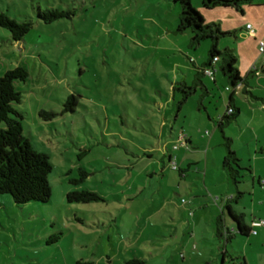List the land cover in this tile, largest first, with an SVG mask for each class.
Here are the masks:
<instances>
[{"label":"rangeland","instance_id":"374dc122","mask_svg":"<svg viewBox=\"0 0 264 264\" xmlns=\"http://www.w3.org/2000/svg\"><path fill=\"white\" fill-rule=\"evenodd\" d=\"M191 1L205 22L224 30L218 9ZM38 7L73 14L45 22L37 17ZM0 10L17 21H32L21 41L0 26V75L20 63L26 66L27 79L14 82L22 91L14 106L24 111L23 134L52 164L46 202L18 205L10 194L0 193V264H221L219 245L225 246L224 264H239L243 257L246 264H264V235L236 229L229 241L218 236L210 241L214 206L222 208L218 221L225 218L228 228H236L228 207L247 223L264 216V193L252 192L244 146L250 126L259 130L261 141L264 131L259 122L248 123L251 109L244 106L225 123V139L217 121L209 120L192 134L194 146L181 147L179 133L193 132L189 124L199 116L208 122L206 110L213 120L225 113L229 82L220 69L216 84L199 73L211 41L193 45L190 29L176 31L178 2L0 0ZM225 40V35L218 38L219 50ZM202 78L211 93L198 85ZM188 88L196 92L179 104ZM70 94L76 99L73 111L64 110ZM41 109L55 114L43 117ZM205 129L221 141H197ZM228 149L244 159L237 181L221 164ZM207 150L213 157L205 166ZM191 160L201 161L198 171ZM188 163L181 177L180 167ZM78 168L89 172L78 186L98 192L102 200L67 201L74 188L69 178L80 176ZM254 185L260 186L256 180ZM201 215L205 222L198 221ZM186 241L194 247L183 246Z\"/></svg>","mask_w":264,"mask_h":264},{"label":"trees","instance_id":"16d2710c","mask_svg":"<svg viewBox=\"0 0 264 264\" xmlns=\"http://www.w3.org/2000/svg\"><path fill=\"white\" fill-rule=\"evenodd\" d=\"M179 3V23L176 31L182 32L190 29L192 33V44L197 45L202 39H209V63L217 57L220 63L219 69L226 76L231 86L237 85L241 80L238 70L235 67V57L228 48L219 50L216 42L220 36L226 35L227 31L222 30L215 22H205L198 10H196L191 0H175ZM248 0H201L203 7L210 9L217 6H238ZM73 11L69 9L50 8L37 9V17L45 22H50L61 17H70ZM0 26L6 28L13 41H21L32 26L31 20L17 21L9 17L0 10ZM208 64L207 62L205 65ZM209 65V64H208ZM205 69V68H204ZM28 70L23 63L13 68L7 69L0 75V193H8L13 201L18 204L28 202H46L50 196V185L48 173L52 169L49 156L44 152L33 149L27 136L23 134L22 119L24 111L14 106L21 102L22 91L14 85L15 80H26ZM174 91L175 87L172 86ZM184 94L179 104L184 103L187 96L193 92V88L183 90ZM76 103L75 96L70 94L64 101V110L73 111L72 104ZM231 107V106H230ZM238 113V108H233L229 114H223L218 126L222 128L230 119H234ZM39 114L43 117L54 115L53 111L41 109ZM2 125V126H1ZM225 139V138H224ZM225 144V142H224ZM224 168H229L235 181L240 176V167L235 153L228 149L222 161ZM79 177L69 178V182L74 186L66 193L68 202H91L102 200L103 197L98 192L90 188H81L78 185L83 182L89 172L83 168H78ZM228 212L235 222L238 233L248 235L250 228L245 224L242 214H235L229 207ZM219 219V218H218ZM221 236V233H218ZM230 232L226 230L225 240L229 241ZM222 254H224L222 252ZM138 264L136 260H130L128 264ZM75 264H94L93 262H83L78 260ZM224 264V255L222 262ZM239 264H246L244 257L239 260Z\"/></svg>","mask_w":264,"mask_h":264},{"label":"crops","instance_id":"0c3cea01","mask_svg":"<svg viewBox=\"0 0 264 264\" xmlns=\"http://www.w3.org/2000/svg\"><path fill=\"white\" fill-rule=\"evenodd\" d=\"M197 3L200 6H202L201 2L198 1ZM203 8L206 10H210V9L219 10L220 12L219 19L222 21L221 25L225 31L229 32L225 35V38H226L225 48H228L231 51V53L234 55L235 67L237 68L238 74L241 78V80L235 86H231L228 83L229 89H226L227 84H225L224 89L226 92L229 93L227 99L224 98L225 103L227 101L225 110H227V108L231 106L233 108H238V112L241 113L242 108L244 106H249L251 109L250 110L251 114H250L248 123L251 124L253 122H259L258 126H260V129L264 131L263 55H261L258 52V47H257L258 41L260 39H264V0H248L246 2L240 3L238 6H225V7L217 6V7L210 8V9H207L205 7ZM191 62H194V61L191 59ZM207 63L209 65L204 64L201 68H198L200 69L199 73H201L202 76H205L206 78L211 79V81L214 82V84H216L218 82H217L215 71H218L219 69V65H218L219 62L212 64L211 61L209 63V60H207ZM212 66L215 68V71L213 75L211 76L204 71V68L212 67ZM225 80H227L226 76H225ZM197 82L198 81L196 80L194 81V83L192 81V84H195V83L197 84ZM198 85H201V87L204 89V92L206 94L211 93L212 89L209 85V82H207L204 78L199 80ZM195 92H196V89L193 88L192 93H195ZM206 114H207L208 122H206V120H204L202 117L200 118L199 116L198 122L189 124V127L190 128L192 127L193 132L187 133V130H188L187 128L185 132L182 131L179 133L177 140L180 141L181 147L183 146L184 148L188 149L190 146H194L193 144L194 138L192 137V134L198 129L202 130L203 128H206L207 127L206 125H208L209 120H212L213 123L217 121V128L221 130L222 138L223 139L225 138V134H224L225 125L222 128L218 126V122L220 121L223 114L220 115L218 118H215L214 120L212 119L209 111L206 110ZM177 117L178 115H176V118ZM250 128H251V137L249 139V142L244 143V146L246 147L247 153H248L247 158H246L247 163L245 164V166L249 170V173L252 176V182H253L252 192L259 191L260 194H262L264 193V140L263 141L259 140V135H258L259 130L258 129L255 130V128L252 126H250ZM216 135L217 134L215 131H213L210 134L209 130L205 129L204 133L201 135L203 138L200 137L199 140L197 141H201L202 139L203 140L210 139V141L220 142L221 137L218 135L216 136ZM195 144L198 145L197 143ZM250 144L253 145L251 148L249 147ZM219 145H222V143H219ZM235 152H236V149H234V153ZM205 153L206 154L204 157V164L205 166H207L208 161L211 157H213V154L212 152H210V150L205 151ZM235 156L238 157V163L240 167H242V165L240 164V160H244V159L240 155L238 156L237 153H235ZM224 157H225V154H223V158ZM170 158L171 156L169 155V159ZM183 160L185 161V159ZM191 162L198 163L197 166L195 167L196 170L198 171L200 168L201 161L191 160ZM190 164L192 163H188L187 167H180V170L182 171L181 177L186 176L184 174V171L190 169L189 167ZM222 167H223V164H222ZM255 180L260 185L258 189L254 185ZM200 209L202 208H198L194 210V213L192 216L195 217L197 213H200ZM213 209H214V216L213 218H210L208 220L209 225H211L210 241L212 240L211 241L212 244L216 236H218L219 238H222V237L225 238L226 230H228L230 233H233L236 231V228L234 226L228 228L227 225H225L226 223L225 218H222L221 223L218 221L219 219L217 218H220L221 216H223L222 208L219 209L217 206H214ZM235 214H238V213H235ZM198 218H200L198 219V221H200L203 219V216L201 215ZM253 218H255V216H253ZM262 219H264V216L261 219L251 220L250 223H247L244 220L245 224L250 228V233H253L256 236L260 235L261 237L262 235H264V225L257 224L258 223L257 221L262 220ZM197 225L198 223L195 220L192 224V228L194 229L193 233L195 237H197V230H196ZM219 232L221 233V236L218 235ZM204 235H205L204 239L208 240L207 236L209 235L207 234V231H205ZM198 241L203 243L200 237L198 238ZM192 244L191 242L186 241L185 244H183V246H185L186 248H189V247L192 248V246L194 247V245ZM218 247L221 250V254L222 252L225 253V246L222 247L221 245H219ZM206 248L207 247H205L204 250ZM210 260H213V258Z\"/></svg>","mask_w":264,"mask_h":264},{"label":"built area","instance_id":"2783aa9c","mask_svg":"<svg viewBox=\"0 0 264 264\" xmlns=\"http://www.w3.org/2000/svg\"><path fill=\"white\" fill-rule=\"evenodd\" d=\"M257 47H258V52L263 55V68H264V39H260L258 41V44H257ZM217 62V57H214L212 60H211V63L214 64ZM204 71L209 74V75H213L214 71H215V68L212 66V67H206L204 69ZM226 89H229V87L227 86ZM232 111V107H228L227 110H226V114H229L231 113ZM171 164V167L172 169H177V165L175 164V162L171 161L170 162ZM257 224H260V225H264V219L262 220H259Z\"/></svg>","mask_w":264,"mask_h":264}]
</instances>
